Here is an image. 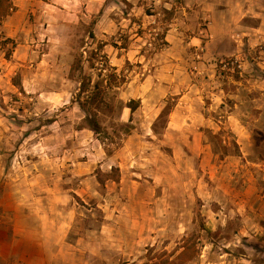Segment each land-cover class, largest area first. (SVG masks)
<instances>
[{"label":"rangeland","instance_id":"obj_1","mask_svg":"<svg viewBox=\"0 0 264 264\" xmlns=\"http://www.w3.org/2000/svg\"><path fill=\"white\" fill-rule=\"evenodd\" d=\"M12 3L0 264H264V0Z\"/></svg>","mask_w":264,"mask_h":264},{"label":"trees","instance_id":"obj_2","mask_svg":"<svg viewBox=\"0 0 264 264\" xmlns=\"http://www.w3.org/2000/svg\"><path fill=\"white\" fill-rule=\"evenodd\" d=\"M14 11V6L12 0H0V26L3 20L11 15ZM11 44V47H9ZM16 47V43L13 39L5 37L0 31V51L7 50L6 55L9 56L11 51ZM115 70V67H112ZM125 81L124 77H120L116 72H111L106 77V86L112 87L115 83H122ZM89 89L86 87V82H83L81 87V95L88 92ZM105 86L97 82L94 85L92 92L86 97V99L81 103V107L87 113L86 121L94 132L99 133L101 131L100 124L98 122L97 116L100 108L109 107L105 100ZM140 105V101L132 99L127 103V107L130 108L133 113ZM111 108V106H110ZM197 253V247L195 244H191L189 240H186L184 244L183 251L174 259L172 262H178L183 264L184 262L192 260Z\"/></svg>","mask_w":264,"mask_h":264},{"label":"crops","instance_id":"obj_3","mask_svg":"<svg viewBox=\"0 0 264 264\" xmlns=\"http://www.w3.org/2000/svg\"><path fill=\"white\" fill-rule=\"evenodd\" d=\"M116 60H117V64H118L117 66H119V67H121L124 64V62H125V60L123 58H120V56H117ZM144 107H147V106H145V104L142 102V103H140V105H139V107L137 109L142 110ZM137 109L132 113L131 110H130V108L126 107L125 108V110H126L125 111L126 116L130 117L131 114H135V112L137 111Z\"/></svg>","mask_w":264,"mask_h":264}]
</instances>
